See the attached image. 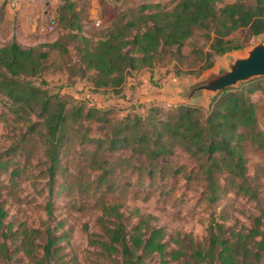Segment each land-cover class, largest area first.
<instances>
[{
  "label": "trees",
  "instance_id": "trees-1",
  "mask_svg": "<svg viewBox=\"0 0 264 264\" xmlns=\"http://www.w3.org/2000/svg\"><path fill=\"white\" fill-rule=\"evenodd\" d=\"M63 1L56 27L64 32L55 40L25 46L12 34L0 43V99L6 108L0 116L19 130L0 152V263L13 264L22 253L30 264H66L58 241L68 232L56 233L62 222L46 223L44 229L5 223L2 189L25 174L34 150L43 160L29 173L37 169L34 176L46 180V221L54 220L64 154L73 153L72 160L84 163L78 171L95 175L85 187L100 192L96 222L102 232H88V243L110 264H261L264 208L246 153L264 150V130L251 98L256 90L264 92V77L220 91L206 111L188 104L129 101L125 114L113 117L114 106L98 107L52 90L45 76L64 75L69 84L84 78L93 92L122 97L128 78L140 70L151 79L165 76L169 65L175 74L185 68L195 74L210 68L216 56L242 48V31L253 37L264 32V0L142 3L91 35L83 32L73 2ZM93 126L97 136L91 134ZM177 148L189 155L203 182L199 202L213 207L230 192L255 202L259 212L250 216L248 227L238 221L227 226L211 215L202 245L187 233L168 234L136 208L124 215L120 203L104 198L119 188L121 171L134 174L137 184L147 179L150 185L170 174L175 178L182 166L162 160ZM185 175L192 178L190 171ZM132 215L138 219L129 226Z\"/></svg>",
  "mask_w": 264,
  "mask_h": 264
},
{
  "label": "rangeland",
  "instance_id": "rangeland-1",
  "mask_svg": "<svg viewBox=\"0 0 264 264\" xmlns=\"http://www.w3.org/2000/svg\"><path fill=\"white\" fill-rule=\"evenodd\" d=\"M170 0H71L74 10L77 12L83 32L87 35L93 34L117 17L120 12L129 8L136 7L142 3L161 2L168 3ZM63 0H0V43H5L11 34H15L18 40L25 46L39 42H49L55 40L64 30L58 25L51 32H45L44 28L51 16L59 20L60 9ZM98 22V24H96ZM244 46L241 49L232 50L230 54H243L246 49L255 45L264 38V33L250 36L248 32L240 33ZM218 55L214 58L212 67L224 60V56ZM169 71L165 76L157 74L151 75L146 70L134 72L125 84L122 97H109L99 91L93 92L90 82L84 78H78L75 83L69 84L64 75H47L45 80L52 90L60 89L68 92L75 98H84L91 104L98 107L114 106L113 117L125 114L124 106L129 101H139L142 103L175 104L168 97L151 96L152 90L169 89L175 90L185 86L190 81L200 78L208 69L192 73V68H185L180 74H175L171 65L166 67ZM165 70V68H164ZM198 72H200L198 74ZM264 76L254 77L253 79L263 78ZM68 82V83H67ZM248 82V81H247ZM264 84V82H263ZM210 93L197 99L195 106H199L205 111L208 109ZM252 100L257 105L259 126L264 130V92L256 90L251 94ZM189 105V104H188ZM191 105V104H190ZM4 107L0 99V114L4 112ZM123 110V111H122ZM19 130L15 129L10 122L5 121L0 116V152L7 148L13 140L14 134ZM92 135L97 136L98 132L92 130ZM29 143L27 144V146ZM77 150V149H76ZM72 151V150H71ZM34 150L30 155L27 170L19 179L15 180L7 189H2L1 200L7 211L5 223H12L14 228L18 226L39 227L44 229L46 223L55 225L62 222V227L56 231L57 234L67 231V237L58 241L62 247L60 255L66 264H110L109 260L100 254V249L88 243V232L100 234L101 228L96 222L100 210L96 205L99 190L90 191L91 188L85 185L95 177L89 171H78L79 168L85 169L84 163L78 164L71 159L73 153L64 154L63 164L66 163V170L60 173L57 183H62L57 193L54 194V208L52 221H46L47 216L43 209L46 198L45 179L38 174L37 169L33 174L29 173L37 162L43 160ZM248 173L252 176L258 186L259 194L262 199L261 205L264 208V150L248 149L246 153ZM20 158L15 156V159ZM24 160V159H22ZM168 164L182 166L181 172L173 178L166 175L162 179H156L150 185L147 179L140 184L136 183L134 174L129 171L117 173V180L120 185L117 191L107 193L104 198L109 203H120L121 211L127 215L129 211L138 210V214H150L154 217L152 224L165 227L168 234L175 232L187 233L198 242L205 244L207 237V226L209 219L213 217L224 220L225 225L231 226L238 221L245 226L250 225V216L258 214L255 202L247 200L242 196H235L228 193L219 202L211 207L204 202H199L203 182L197 175L195 166L189 155L182 149L177 148L175 153L162 160ZM190 171L191 177H186ZM84 173L83 178H75ZM89 176V177H88ZM5 177V175H4ZM92 177V178H91ZM135 183V184H134ZM76 184V185H75ZM138 216L132 215L129 226L136 222ZM85 225L87 226L85 228ZM17 259H12L13 264H30L28 257L19 253ZM17 260V261H16ZM2 264V263H0ZM177 264V263H172ZM264 264V258L261 262Z\"/></svg>",
  "mask_w": 264,
  "mask_h": 264
},
{
  "label": "water",
  "instance_id": "water-1",
  "mask_svg": "<svg viewBox=\"0 0 264 264\" xmlns=\"http://www.w3.org/2000/svg\"><path fill=\"white\" fill-rule=\"evenodd\" d=\"M229 52H226L222 62L208 68L200 78L190 81L185 86L175 90H152L149 94L168 97L175 104L198 105L197 99L206 93L213 97L226 88L236 87L254 77L264 76V38L246 49L243 54L234 55Z\"/></svg>",
  "mask_w": 264,
  "mask_h": 264
},
{
  "label": "built area",
  "instance_id": "built-area-1",
  "mask_svg": "<svg viewBox=\"0 0 264 264\" xmlns=\"http://www.w3.org/2000/svg\"><path fill=\"white\" fill-rule=\"evenodd\" d=\"M57 21L58 19L54 15L51 16L46 23V27L44 28V31L45 32L53 31L56 27ZM96 24H98V22H96Z\"/></svg>",
  "mask_w": 264,
  "mask_h": 264
},
{
  "label": "crops",
  "instance_id": "crops-1",
  "mask_svg": "<svg viewBox=\"0 0 264 264\" xmlns=\"http://www.w3.org/2000/svg\"><path fill=\"white\" fill-rule=\"evenodd\" d=\"M11 35H12V34H11ZM11 35H10V36H11ZM10 36H9V37H10ZM126 83H127V82H126Z\"/></svg>",
  "mask_w": 264,
  "mask_h": 264
}]
</instances>
